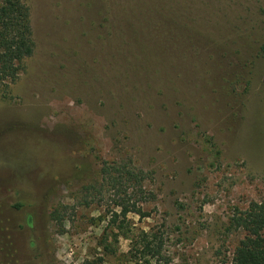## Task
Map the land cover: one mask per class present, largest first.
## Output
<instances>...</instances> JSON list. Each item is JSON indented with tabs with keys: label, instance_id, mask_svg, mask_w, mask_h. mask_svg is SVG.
I'll use <instances>...</instances> for the list:
<instances>
[{
	"label": "rangeland",
	"instance_id": "rangeland-1",
	"mask_svg": "<svg viewBox=\"0 0 264 264\" xmlns=\"http://www.w3.org/2000/svg\"><path fill=\"white\" fill-rule=\"evenodd\" d=\"M27 2L34 51L0 90V264H228L234 209L264 194V0H220L188 20L198 48L170 43L147 68L111 34L108 0ZM125 189L150 212L127 233L162 236L147 263L107 226Z\"/></svg>",
	"mask_w": 264,
	"mask_h": 264
},
{
	"label": "trees",
	"instance_id": "trees-1",
	"mask_svg": "<svg viewBox=\"0 0 264 264\" xmlns=\"http://www.w3.org/2000/svg\"><path fill=\"white\" fill-rule=\"evenodd\" d=\"M104 2V0H100ZM105 11L110 23L107 25L111 34L118 33L123 45L130 50L137 49L134 56L138 66L148 67L152 63L171 60V54L166 52L170 43L187 45L188 48H198L194 36L197 31L195 23L204 24V19L212 13H219L221 8L216 3L220 0H108ZM225 9H223L224 13ZM222 14V13H221ZM221 14H218L220 16ZM172 38L179 39L172 41ZM215 44V41L214 43ZM183 46V47H184ZM190 46V47H189ZM154 48L156 53H154ZM264 51V42L261 44ZM34 51V40L31 26V12L27 0H0V90L16 81L24 69V60ZM185 49H182V54ZM139 54V55H138ZM186 57V56H185ZM113 172H118L119 178ZM104 178L108 177L114 184L121 187L126 185L141 186L144 180L140 172L124 168L123 170L102 169ZM125 189V196L115 202L118 209H109L110 217L107 226L117 228L119 233L113 235L116 240L121 234L130 240L128 251L130 260L142 259L145 263L151 258L160 257L163 247L162 236L152 228L141 229L136 235H129L125 222L129 213L137 214L140 218L150 216L142 205L131 202ZM142 192V190H141ZM143 194V192H142ZM142 203L150 200L148 195L142 197ZM230 225L243 233L235 247L228 264H264V194L258 199L250 200L246 207H236L230 219ZM103 239L104 250L114 251L111 243Z\"/></svg>",
	"mask_w": 264,
	"mask_h": 264
}]
</instances>
